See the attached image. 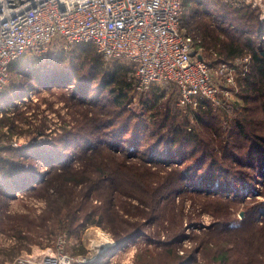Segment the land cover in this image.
Instances as JSON below:
<instances>
[{
    "label": "trees",
    "instance_id": "trees-1",
    "mask_svg": "<svg viewBox=\"0 0 264 264\" xmlns=\"http://www.w3.org/2000/svg\"><path fill=\"white\" fill-rule=\"evenodd\" d=\"M183 5L182 28L203 58L218 62L251 56L239 84L246 102L243 114L226 129L204 98L192 129L187 116H174L169 108H157L145 118L128 108L132 64L107 69L94 44H88L87 51L79 48L85 56H75L70 71L63 70L62 60L29 70L27 63L19 66L23 57L14 60L10 71L21 80L10 82L0 92V101L24 100L30 91L57 83L63 89L60 97L77 113L73 123L64 120L58 129L31 122L33 137L24 145L0 138V230L16 238V246L59 232L80 235L99 225L117 246L91 264H102L112 250L142 236L147 238L139 264H199L195 253H178L184 228L182 223L173 226L178 222L175 209L163 211L164 206H177L178 196L189 191L202 197L204 210L219 219L193 235L195 243L200 241L194 251L203 247L206 252L211 243L216 248L210 251V264L220 257L226 264L230 254L241 256L239 264H264V200H253L241 220L233 215L236 201L264 195V21L256 9L233 0H183ZM85 69L87 74L81 76ZM100 72L103 80L97 89L94 75ZM72 82L74 89L69 87ZM93 89L107 90L108 97L93 94ZM151 95L145 102L158 104L160 95ZM9 115L0 125L11 133L19 119H29L21 111ZM41 135L47 139L39 141ZM16 192L41 200L40 213L2 210ZM164 229L169 230L166 240Z\"/></svg>",
    "mask_w": 264,
    "mask_h": 264
},
{
    "label": "built area",
    "instance_id": "built-area-1",
    "mask_svg": "<svg viewBox=\"0 0 264 264\" xmlns=\"http://www.w3.org/2000/svg\"><path fill=\"white\" fill-rule=\"evenodd\" d=\"M233 1L256 9L264 21V0ZM183 12V0H0V92L9 83L14 60L94 44L104 58L132 64L138 90L162 85L175 88L180 105L197 107L204 98L220 103L221 86L245 74L251 56L209 62L182 28ZM12 145L23 144L13 140ZM66 242L63 236L57 246L23 251L0 264L91 261L70 254Z\"/></svg>",
    "mask_w": 264,
    "mask_h": 264
},
{
    "label": "rangeland",
    "instance_id": "rangeland-1",
    "mask_svg": "<svg viewBox=\"0 0 264 264\" xmlns=\"http://www.w3.org/2000/svg\"><path fill=\"white\" fill-rule=\"evenodd\" d=\"M192 6L190 5L187 8V15L191 14ZM208 14L212 13L211 11H207ZM204 14L203 17L209 16L208 14ZM209 19V17L207 18ZM186 28V27H184ZM91 45L82 44V45H71L67 48H62L60 50L48 52L45 56L34 57V56H27L21 59L20 65L27 63V70L32 69L34 67L40 68L43 65H52L57 60H62V64L66 66L63 70L71 69V62L75 56H80L81 48L89 50ZM80 48V49H79ZM99 54V53H97ZM85 56V55H83ZM80 59L82 60V57ZM104 66L107 69H111L116 67L117 65H129L128 61L125 59L121 60H108L101 56ZM33 60V61H32ZM34 62V63H33ZM22 64V65H21ZM47 66V67H49ZM80 65H78L79 67ZM41 69V68H40ZM87 70H83L81 72V76L83 74H87ZM25 74V73H24ZM23 74V75H24ZM131 74H128L129 80H133V89L130 90V103L128 104V108L133 112L142 113L145 118L152 117L154 112L157 113V108H169L172 115H176L177 117L187 116L190 120L189 129H192L195 125H197L195 119L199 112V106L195 107L193 105L182 104L180 105L178 102V97L175 92V88L171 87L169 89L164 88L165 86L160 85L152 86V89L146 90H138L136 88V83L134 78L130 77ZM133 76V75H132ZM243 76L240 72L236 74L234 83L231 85L224 84L220 88V93L217 96V99L220 98V103H214L213 100H210L211 108L214 112L221 115V122L224 128L231 129V125L233 121H235L239 115L243 114V107L245 106V97L240 95V79ZM96 84L94 87L97 89L101 86L100 81L103 80V75L101 72L99 74L94 75ZM21 78H17L14 71H11L10 80L12 84L18 83ZM8 83V84H9ZM51 89L46 88H38L33 92L27 95L29 96L28 100L20 101L14 99V101L9 102H2L0 101V110H3L4 115L0 116V119L6 116L9 112V116H14L15 113L21 111L22 115L27 118L19 119L18 128L14 133H11L8 126H1L0 125V138L3 139V142H6L11 139L20 141L23 145L27 144L33 137V125H42L45 123V126L48 128L52 127L53 129H58L64 124V120L72 122L74 119V115L77 114L75 110L69 105L63 98L60 97V92L63 90L58 87V84H54ZM76 83L72 82L71 86L74 89L76 87ZM70 89V90H72ZM32 92V93H31ZM157 93L160 95L159 103H153L151 100V104L145 102V99L148 98L149 93ZM228 92V93H227ZM93 94H101L102 96H107V90L97 92L96 89L92 90ZM33 95V96H32ZM2 94L0 95V97ZM151 96H156L153 94ZM24 97V96H23ZM19 106V110H16L15 107ZM15 108V109H14ZM15 111V112H14ZM31 114H35L31 116ZM256 119H258L259 113H256ZM180 118V119H181ZM32 122V123H31ZM73 123V122H72ZM263 124V132H264V122ZM50 130H48L49 132ZM9 134H8V133ZM5 133L6 136L3 134ZM47 139L46 135L39 136V141ZM238 143L239 140H236ZM12 144V143H11ZM4 154V153H3ZM162 154V152H161ZM188 164V163H187ZM178 165L173 164V166ZM172 166V165H171ZM186 165H183V167ZM262 188V187H261ZM185 194L178 196L176 199L177 206H164L163 211L167 209H175V218L178 222H173V226L176 227L181 225L184 228V232L186 234L185 238L177 245L178 253L180 254H196L199 264H210L209 262V255L210 251L216 248L215 244H209L207 247V255L204 252V248L202 249L199 247L198 251H194V249L198 246L200 241L197 243L193 240L194 234H202L203 230H207L208 228L212 227V225H216L217 221L219 220L216 218L212 213L204 210V205L201 202L202 197H198L195 193L185 191ZM192 196L193 198H191ZM256 200H264V195L259 194L254 196L247 197L246 199H241L240 201H236L234 203V217L236 220H241L248 210V207L252 202ZM1 202V201H0ZM2 204V203H1ZM3 205V204H2ZM43 207V202L41 200L34 199L32 197L25 196L24 192H16L15 195L11 196L8 201L7 205L5 204L3 209H8V212H18V213H26L30 211H34L36 213H40ZM178 209V211H177ZM233 210V209H232ZM243 212V214H242ZM2 215V211H0V216ZM180 223V224H179ZM170 221H165V226H170ZM163 239H167L169 236V230L164 229L161 233ZM66 236L67 242L65 245V249L69 251L77 259L86 258L87 260H91L89 263L84 264H91L93 261L97 260V258L101 255H104L108 249L98 252L99 249L103 247H98L97 243L103 240H108L107 245L114 241L113 237L109 232L103 229L99 225H91L87 227L80 235H69L66 232H59L55 236L50 238H44L42 241H31V242H24L23 245L16 246L18 240L14 238L10 233L4 232L0 230V261L10 260L13 259L15 256L20 254L23 251H31L37 247H45V246H57L59 240ZM146 236L139 237L133 241H130L126 245L122 246L121 248L114 249L108 255H105L102 258V264H139V255L146 247ZM102 239V240H101ZM150 248H155L154 244L150 245ZM101 251V250H100ZM155 251V250H153ZM219 252V251H218ZM211 253H216L212 251ZM205 255V256H204ZM240 255L230 254L228 261L226 264H239L237 259H240ZM224 264L225 260L223 257H220L216 264ZM81 264V263H79Z\"/></svg>",
    "mask_w": 264,
    "mask_h": 264
},
{
    "label": "bare ground",
    "instance_id": "bare-ground-1",
    "mask_svg": "<svg viewBox=\"0 0 264 264\" xmlns=\"http://www.w3.org/2000/svg\"><path fill=\"white\" fill-rule=\"evenodd\" d=\"M33 61V60H32ZM34 63V62H33ZM28 95V94H27ZM30 96V95H29ZM29 96H25V97H22L24 100H28L29 99ZM33 96V95H32ZM13 101V100H12ZM20 101V100H19ZM102 240V239H101ZM108 240H103V241H100L97 243L98 247H103L105 245H107Z\"/></svg>",
    "mask_w": 264,
    "mask_h": 264
},
{
    "label": "water",
    "instance_id": "water-1",
    "mask_svg": "<svg viewBox=\"0 0 264 264\" xmlns=\"http://www.w3.org/2000/svg\"><path fill=\"white\" fill-rule=\"evenodd\" d=\"M242 214H243V212H242ZM117 246V243L115 242V243H113V244H111V245H109L108 247H106V248H104V250H106V249H111V248H115ZM103 250V251H104Z\"/></svg>",
    "mask_w": 264,
    "mask_h": 264
}]
</instances>
